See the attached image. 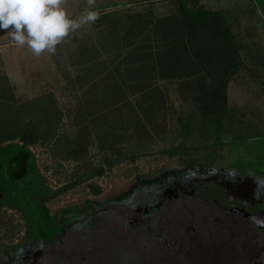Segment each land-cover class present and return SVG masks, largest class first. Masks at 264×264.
Returning <instances> with one entry per match:
<instances>
[{"label":"rangeland","instance_id":"1","mask_svg":"<svg viewBox=\"0 0 264 264\" xmlns=\"http://www.w3.org/2000/svg\"><path fill=\"white\" fill-rule=\"evenodd\" d=\"M184 5L220 14L234 48ZM86 7L67 0L71 18ZM93 7L55 54L0 29V145L25 146L31 171L0 206V264H264V230L240 216L125 204L165 177L264 183V0ZM229 70L216 129L210 96Z\"/></svg>","mask_w":264,"mask_h":264},{"label":"flooded vegetation","instance_id":"2","mask_svg":"<svg viewBox=\"0 0 264 264\" xmlns=\"http://www.w3.org/2000/svg\"><path fill=\"white\" fill-rule=\"evenodd\" d=\"M253 182L213 173L174 179L165 177L155 187L154 198L151 193H145L142 200L137 196L124 203L134 207L136 215L150 216L158 211L165 214L167 209L175 207L179 210L176 215L240 216L256 229L264 230L251 220L253 215H264V183L255 185Z\"/></svg>","mask_w":264,"mask_h":264},{"label":"clouds","instance_id":"3","mask_svg":"<svg viewBox=\"0 0 264 264\" xmlns=\"http://www.w3.org/2000/svg\"><path fill=\"white\" fill-rule=\"evenodd\" d=\"M95 3L87 0L85 11L71 18L67 0H0V29L37 57L45 52L55 54L71 33L96 22L99 13L94 10Z\"/></svg>","mask_w":264,"mask_h":264},{"label":"trees","instance_id":"4","mask_svg":"<svg viewBox=\"0 0 264 264\" xmlns=\"http://www.w3.org/2000/svg\"><path fill=\"white\" fill-rule=\"evenodd\" d=\"M184 4V2H183ZM183 15L186 20L192 24H204L207 22H219L218 29L221 36L234 48V40L229 32L224 28L225 19L218 13L206 12L202 10H190L185 5L182 7ZM233 51V50H232ZM236 58L237 55L232 53ZM232 70H229L221 79L219 87L214 90L210 96L214 108V117L216 129L219 124V117H221L223 111V97L226 92L227 83L229 81ZM28 150L25 146L21 145H0V206L2 200L10 194L13 190V183L27 177L30 174V165L28 162ZM93 194L99 192V187L91 186Z\"/></svg>","mask_w":264,"mask_h":264},{"label":"water","instance_id":"5","mask_svg":"<svg viewBox=\"0 0 264 264\" xmlns=\"http://www.w3.org/2000/svg\"><path fill=\"white\" fill-rule=\"evenodd\" d=\"M243 216H247V215H243ZM251 220L256 224L258 228H264V215H253L251 216Z\"/></svg>","mask_w":264,"mask_h":264}]
</instances>
